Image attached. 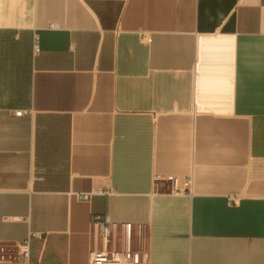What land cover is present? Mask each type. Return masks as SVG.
<instances>
[{
	"label": "crops",
	"instance_id": "0c3cea01",
	"mask_svg": "<svg viewBox=\"0 0 264 264\" xmlns=\"http://www.w3.org/2000/svg\"><path fill=\"white\" fill-rule=\"evenodd\" d=\"M97 216L135 264H264V0H0V264H90Z\"/></svg>",
	"mask_w": 264,
	"mask_h": 264
},
{
	"label": "built area",
	"instance_id": "2783aa9c",
	"mask_svg": "<svg viewBox=\"0 0 264 264\" xmlns=\"http://www.w3.org/2000/svg\"><path fill=\"white\" fill-rule=\"evenodd\" d=\"M37 40V39H36ZM38 48V45H36ZM18 115L22 114L21 110L17 111ZM175 180L174 184V191H182L183 188L179 187L177 179ZM192 181L187 180L186 186L184 187V190H187V187L191 185ZM114 193V189L112 188H104V187H98L94 188L89 192H82L78 193L77 197L79 199L83 200H89L92 195L94 194H104V195H110ZM93 222L98 226L99 233L103 239V245L104 249L101 251H94L90 254V264H135L133 260L132 252L129 250L128 246V240H129V233L131 230V224L130 223H123L122 226L125 230V236H126V245L125 249L121 251H107L105 249V246L109 240V237L111 235L112 229L116 226V223L113 222L108 216L101 218L99 216L94 217ZM28 241L22 244V251L25 255H27L28 251Z\"/></svg>",
	"mask_w": 264,
	"mask_h": 264
}]
</instances>
